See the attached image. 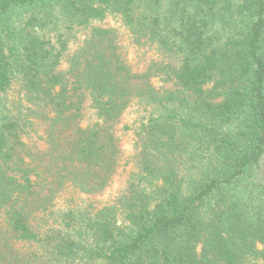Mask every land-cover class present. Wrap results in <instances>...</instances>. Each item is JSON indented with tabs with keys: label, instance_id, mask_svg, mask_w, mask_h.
Returning <instances> with one entry per match:
<instances>
[{
	"label": "trees",
	"instance_id": "1",
	"mask_svg": "<svg viewBox=\"0 0 264 264\" xmlns=\"http://www.w3.org/2000/svg\"><path fill=\"white\" fill-rule=\"evenodd\" d=\"M85 94L102 126H80ZM256 245L264 0H0V264H243Z\"/></svg>",
	"mask_w": 264,
	"mask_h": 264
},
{
	"label": "rangeland",
	"instance_id": "2",
	"mask_svg": "<svg viewBox=\"0 0 264 264\" xmlns=\"http://www.w3.org/2000/svg\"><path fill=\"white\" fill-rule=\"evenodd\" d=\"M100 25L106 27H112L116 31L118 44L120 45V48L122 47L123 57L125 58L127 63L130 66H132L134 70H137V65L136 62L134 61V54L137 53L136 51L134 53L133 46L129 44L130 40L127 37L126 30H124L123 27L120 25V23L115 19H113L112 17L107 18L105 21L100 23ZM150 83L153 86V88H155L160 93L174 91L176 89L173 83H171L170 81H165L164 78L162 77L151 78ZM102 124H103L102 120L98 117L96 111L91 106V101L89 97L85 94L80 109V126L83 128H88L94 126L98 127V125L102 126ZM128 146L129 145L124 144L123 148L125 150H128L129 149ZM116 190L117 188L116 185L114 184V186L108 188L102 196L98 197L97 195H92L90 201L86 203H82V205H87L90 202H93L92 204L96 206L95 202H100V199L107 200V198L108 199L111 198L116 192ZM256 248L260 251L264 250V246L262 245H256ZM79 264H88V263L82 262ZM243 264H264V258L248 257L244 260Z\"/></svg>",
	"mask_w": 264,
	"mask_h": 264
}]
</instances>
